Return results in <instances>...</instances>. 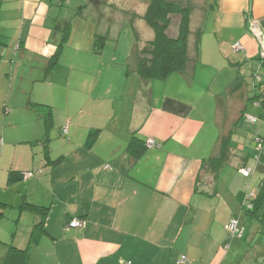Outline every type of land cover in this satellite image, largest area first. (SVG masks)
<instances>
[{
  "label": "crops",
  "instance_id": "0c3cea01",
  "mask_svg": "<svg viewBox=\"0 0 264 264\" xmlns=\"http://www.w3.org/2000/svg\"><path fill=\"white\" fill-rule=\"evenodd\" d=\"M75 3L84 8L90 0ZM63 5L61 0H0V28L15 23L14 29H21L15 48V39L11 37L8 45L0 36V64L11 55L22 61L35 57L47 64L58 43L57 22L66 26L71 18L69 12L62 14ZM217 7L213 35L199 29L193 33L188 22L184 72L163 80L145 79L118 67L114 57L107 66L100 61L103 67L96 72L110 75L111 82L81 84L80 76L78 86L72 87L82 96L75 104L70 99L74 93L56 100L60 89L52 83L43 90L48 100L30 97L22 112L13 110L14 104L7 108L5 101L0 136V264L9 245L27 249L25 264H264L258 245L250 253L238 237L228 240L225 229L236 218L243 239L247 223L261 224L241 211L245 185L236 177L242 175L241 168H250V157L245 160L238 150L245 147L240 144L243 132L236 129L237 149H232L216 178L208 181L210 172L202 168L221 135L232 130L223 131L222 124L229 107L238 108V117L244 109L247 113V82L237 76L236 82L225 85L220 76H233L236 69L243 73L249 62L256 66L260 47L247 20L256 19L264 31V0H219ZM129 20L135 25L133 17ZM148 35L145 41L154 33ZM235 43L241 49L235 50ZM259 66L261 79L253 91L264 93L260 60ZM54 67L43 70L48 74ZM128 86L129 100L122 101ZM11 87L12 83L9 93ZM220 99L227 100L224 114ZM125 102L128 115H124ZM35 103L52 108L47 133ZM20 116L25 133L6 138V126L18 125ZM62 127L67 134H62ZM90 130L97 133L86 146ZM133 136L139 145L148 139L154 144L142 147L134 158L127 149ZM9 171L30 175L8 182ZM24 203L43 209L32 210ZM73 218L83 219L84 225L67 226Z\"/></svg>",
  "mask_w": 264,
  "mask_h": 264
},
{
  "label": "rangeland",
  "instance_id": "374dc122",
  "mask_svg": "<svg viewBox=\"0 0 264 264\" xmlns=\"http://www.w3.org/2000/svg\"><path fill=\"white\" fill-rule=\"evenodd\" d=\"M61 1L64 2V5L60 9L62 14L69 12L71 18L66 21L69 23L66 28L68 36L54 70L52 69L51 72L48 71L49 73L47 74L44 71L47 64L42 62L40 59L30 56L22 61L20 56L17 57L16 55H11L6 58L5 63L0 64V136L3 126L2 118L4 115L3 106L5 101H7V108L10 109V104H14L13 110L21 108L20 112H22V109L25 107V101H27L30 97L35 98V100L40 102L48 100L47 95L45 97L43 96V90L49 88L50 83H52L53 87L60 89L59 93L56 91V100H61L62 97L64 98V95L67 97L69 93H74V96L71 95L70 99L75 104L82 96H80V94L75 90H72V87L74 85L78 86L81 79L80 76H82L81 84L87 83L90 85L95 81L103 83L107 80L108 83L111 82L109 81L110 75H106L104 72L101 76L97 75V70L103 67L100 64V61L103 62V65L105 64L107 66L108 62L111 63V61H113L112 59L115 57L118 60V67H122L127 70V64H123V61H127L131 53V48L136 46L142 47L145 43V39L147 38L146 35L149 34L148 36H150V34L153 33V30L145 23L142 17H139L140 14L145 12L146 6L150 0H90V3H88L84 8L76 7V0ZM174 1H177L182 6H189L190 12L188 22L193 33H195L196 29H199L201 32L205 30L213 35L216 28L215 21L219 15L217 7L219 0ZM66 7L70 9H67ZM131 17L134 18L135 25H133L129 20ZM54 23L55 21H52V24ZM176 23L177 16H173L172 24L169 28L170 36L171 34H176V29H174ZM65 24V22H62V25L57 22L55 32L57 42H59L62 37L63 30L66 27ZM14 26H16L15 23L12 26H6L5 29L0 28V36L3 35L6 37L5 39L8 45H11L9 43L12 41L11 37L15 39V42H12V45L15 48L20 42L18 37L21 33V29L19 27L16 30L14 29ZM24 30L25 28L22 31L24 32ZM95 35L105 37L104 45L102 47L100 46V52L97 53L91 52L96 45ZM4 37L2 39H4ZM99 44L100 41L97 46H99ZM77 48H83L82 50L84 51H81L80 53ZM113 63L114 62H112V64ZM256 63V66L251 67L249 62V65L245 68L243 73L241 71L238 72V69H236L234 72L235 75L233 76L231 75L226 77L225 74L220 76V79H222L223 84L225 85L236 82L235 78L237 76H241L244 82H247L248 84V88L246 89V94L249 96L246 101L247 113L244 114L245 116H242L241 119H238V126L246 130L248 132V137L251 139L253 137V133L258 131L257 133H260L262 136V140L260 142L261 149L257 152V163L255 156H249L250 159L247 162V167L254 168L257 165V169L251 179L245 178L242 175H237L236 180L242 185L249 183L251 188H256L257 184L260 183L261 179L264 177V124L259 119L261 113L260 106H257L255 101L251 100L254 96L253 85H258V80L255 79V74L257 73L261 76V71L257 68V65L259 66V60ZM15 67L17 68L15 69ZM10 83H12V87L9 93ZM69 87L70 89L68 90ZM79 88L84 89L86 87L79 86ZM239 88H241V90L245 89L242 85ZM216 90L218 89L216 88ZM131 92L132 88H129L128 86V89H126L125 92V97L122 101L129 100ZM115 94L116 93L112 92V97H114ZM222 101L223 99H220L219 108L220 110H223L224 114V105L227 100H225L224 103ZM123 106L124 115H128L129 108L127 102H125V105ZM18 109L15 112H18ZM237 109L238 108L235 106L229 107L226 119L222 123L224 128L223 131L227 132L228 129L232 128L234 120L239 114ZM7 114L8 112L6 115ZM248 114L255 117L257 119L256 122H250L247 120ZM22 122V117L20 116V122H18V125L11 127L6 126V138L8 136L13 138L20 136L24 131ZM7 123H9L8 119ZM249 150L251 151V149ZM229 166L230 165H228L226 169L230 170L231 168ZM234 171L235 173L237 171L239 172V169L236 168ZM207 177V180L209 181L214 176L212 175V172H210ZM219 205H221V202ZM237 206L239 205L237 204ZM242 209L243 207L241 206V211L244 213V210ZM217 212H219V209ZM257 222L250 224L247 223L244 238H237L236 240L241 243L246 242L247 246L245 247L251 251L250 253H252V250H256L258 245L259 251L262 253V255L259 256V261L264 263V244L263 246L261 245L262 242L264 243V218L263 221H260L261 224ZM250 227L251 229L248 233V229Z\"/></svg>",
  "mask_w": 264,
  "mask_h": 264
},
{
  "label": "trees",
  "instance_id": "16d2710c",
  "mask_svg": "<svg viewBox=\"0 0 264 264\" xmlns=\"http://www.w3.org/2000/svg\"><path fill=\"white\" fill-rule=\"evenodd\" d=\"M189 12V6H182L174 0H150L147 4L142 19L153 30L154 36L151 40L145 41L142 47H133L127 61L125 62V65L127 64V69L135 72L139 77L150 80H163L174 72H184L188 63L187 37L189 33ZM173 16H177V23L174 28L176 29V34H171L170 36L169 28L171 27ZM67 27L68 25H66L65 29L63 30L61 40L57 43L54 53L48 59V68L55 66L60 58L63 45L65 44L68 36V31L66 29ZM95 36L96 45L93 49V52L97 53L100 52V46L102 47L104 45L105 37L97 35ZM99 41L100 44L99 46H97ZM258 86L259 85H253V88L256 89V87ZM253 92L254 96L251 98V100L255 101V104L257 106H260L261 115L259 116V119L264 124V93H257L255 91ZM34 106L38 108V111L41 114L47 133L52 125V108L50 105L43 103H35ZM244 111L239 115L238 119H241L242 116H245ZM238 119L234 122V128L232 127V130H230L228 134L221 135L218 143L216 144V147H214L211 154L204 160L202 168L206 169L207 172H212L214 178L218 176L221 168L229 162L232 149H237L235 141L233 140V135L235 134L236 129L237 133H239V130L243 132V142H240V144L245 145V147H239L238 150L243 153V156H245V160L249 159V156L252 155L255 156L256 163L258 162L257 152L261 149L260 142L262 140V136L260 133H257L258 131H256L253 133L252 139L248 137V132L238 126ZM247 120H249L250 122H256L257 119L251 115H247ZM64 128L66 129V127L61 128V132L65 135L67 134V129L66 131H63ZM96 133L97 130H90L88 132L86 146H89L93 142ZM139 143L140 140L135 136H133L128 143L127 149L134 158L138 157L141 154L142 147L149 146L147 144V140L145 141V143L141 142L140 145ZM249 149H251L252 154ZM45 156L46 158H48L47 150L45 151ZM59 160L60 158L52 160L51 164H56ZM241 169H250L252 170V173H250L246 177L242 174ZM241 169V174L245 178L251 179V177L254 175L255 170L257 169V165L252 169ZM25 173L18 171H9L8 182H13L25 177ZM248 190L252 191V194L249 197V200H246V193ZM23 206H26L27 208H30L32 210L42 211L43 209L41 206L33 205L30 203H24ZM242 207V210H244V212L248 216L257 217L260 221H263L264 177L261 179L260 183L257 184V190H253L250 187L249 183L245 184L244 203ZM242 236L238 238H242ZM26 254L27 249H19L9 245L7 254L1 264H25Z\"/></svg>",
  "mask_w": 264,
  "mask_h": 264
},
{
  "label": "built area",
  "instance_id": "2783aa9c",
  "mask_svg": "<svg viewBox=\"0 0 264 264\" xmlns=\"http://www.w3.org/2000/svg\"><path fill=\"white\" fill-rule=\"evenodd\" d=\"M248 29L250 33H252L259 44L260 51H259V60L261 63H264V31L262 30L261 26L259 25L258 21L254 18L248 19ZM233 48L235 50L241 49V45L239 43H235L233 45ZM255 79L260 81L261 77L256 73L255 74ZM63 131H66L64 128ZM147 144L153 145L154 142L150 139L147 140ZM241 172L244 176H248L250 173H252V170L250 169H241ZM30 175V172L25 173V177H28ZM252 191H247L246 193V200H249V197L251 196ZM249 206V204H248ZM84 225V220L81 218H73L68 222V226L70 227H80ZM225 229L227 231V238H233V237H241L242 236V229L238 225V220L236 218L230 219L226 224H225ZM228 247V244H224V248Z\"/></svg>",
  "mask_w": 264,
  "mask_h": 264
}]
</instances>
